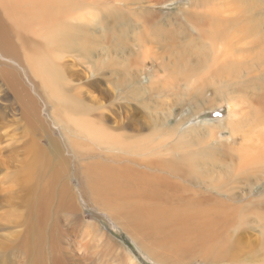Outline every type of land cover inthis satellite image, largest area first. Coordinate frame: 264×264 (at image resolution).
I'll return each mask as SVG.
<instances>
[{
    "label": "rangeland",
    "instance_id": "1",
    "mask_svg": "<svg viewBox=\"0 0 264 264\" xmlns=\"http://www.w3.org/2000/svg\"><path fill=\"white\" fill-rule=\"evenodd\" d=\"M237 18H248L247 42H257L258 50H237L244 47L237 42L242 25L231 23ZM0 23L10 35L9 48L0 44V264H174L151 256L127 230L126 219L85 195L87 171L114 162L124 172H143L147 168L130 161L167 164L204 151L202 158L225 160L239 175L253 170L247 143L260 147L264 163V116L257 113L264 114V86L248 90L254 97L250 100L239 94L231 108L229 97L213 100L211 83L239 81L234 73L212 80L203 95L206 100H200L194 93L202 81L199 69L192 71L184 63L174 73L165 72L161 63L173 66L172 58L157 61L166 47L162 35L179 31L181 40L192 45L188 50L205 48L222 71L234 66L238 76L241 72L248 80L260 81L264 0H0ZM59 23L90 34L93 52L56 50L52 58L47 35ZM108 29L117 41L107 37ZM46 60L60 72L55 94L39 74L45 73ZM261 94L263 99H257ZM71 102L78 107H69ZM79 125L114 140V145H98L75 129ZM191 129L197 130V139L188 133ZM221 170V165L215 167V172ZM243 184L231 203L234 209L245 206L242 197L252 194L255 181ZM262 196L264 180L249 198ZM176 200L168 206L187 205L186 200ZM201 205L216 209L211 201ZM244 218L221 222L229 237L243 224L239 236L244 247L234 259L216 260L208 249L211 244L201 243L193 248L192 264H264L258 244L261 229L253 224L256 217ZM30 241L38 247L31 252L39 255L25 250Z\"/></svg>",
    "mask_w": 264,
    "mask_h": 264
},
{
    "label": "bare ground",
    "instance_id": "2",
    "mask_svg": "<svg viewBox=\"0 0 264 264\" xmlns=\"http://www.w3.org/2000/svg\"><path fill=\"white\" fill-rule=\"evenodd\" d=\"M40 18H42V16ZM224 19L221 21L225 22L226 19ZM28 20H33L32 16L29 17ZM217 21L218 20H216V22ZM231 23H239L242 25L240 29L242 37H240V39L237 38V42L238 44H244V47L242 46V48L237 50L244 53H246V51L258 50L259 46L257 42L254 40L247 42V29L249 28L248 18L244 20L237 18ZM31 25H33V22ZM7 33L9 34L6 27L0 23V44L4 47L8 45L9 48L10 35ZM107 33L108 38H115L116 41L119 39L113 30L108 29ZM178 35H181V32H169V34L165 33L162 35L161 41H165L166 47L164 54L159 56L157 61L172 58L173 66L163 65L164 62L161 63L163 67L160 65V68L165 70V72L174 73V71L177 70L176 68L184 63H189L192 67V71L194 68L199 69L198 71L201 74L202 81H200L201 83L198 90L194 92L197 99L206 100L203 95L208 92L207 86L212 80H217V78H221L225 74L231 75L234 73V76L236 75L239 81L230 80L227 83L221 84L211 83V85L215 84V88L213 89L215 98H213V100L217 101V98L229 97L232 104L231 108L236 105L235 102L238 101H236V99L239 94L240 96L238 98L250 100L252 95L248 93V90H260L264 86V78L260 81L248 80L243 77L241 72L238 76L237 69L234 66H228L225 71H222L218 67L219 64L215 65L213 56L210 57V55L206 53L205 48L192 52L188 50L192 45H188L186 41H184V39L181 40ZM47 36V46L50 48L52 58L56 56V50L57 52H61V54L72 51L80 52L81 54L86 53L88 55L95 49V44H93V46L91 45L90 41L92 37L90 34L85 32V30L63 23L57 24L56 29L51 33L49 32ZM171 36L174 37L172 38ZM168 37L172 40V43L166 42ZM249 45L258 47H251ZM234 50L236 51V49ZM214 55L216 58L215 53ZM148 57L147 59H149ZM211 64L213 65L209 66ZM214 68H216L215 72ZM44 69L46 70L45 73L39 72V74L45 79V83L55 94L58 89L60 78L59 69L54 65L53 61L49 60H46ZM181 81L185 83L189 82L188 79L185 78L181 79ZM251 82L252 84H250ZM132 94L136 95L137 91L133 90ZM253 98L254 97H252V99ZM256 98L261 100L263 99V95H257ZM213 100L210 103H212ZM68 106L78 107L74 105V103L72 104V102L68 104ZM196 106L198 108L201 107L199 102H196ZM257 113L258 115L261 114L264 116L260 111ZM248 116H250V114L247 113L245 118ZM169 118L170 116L164 120L165 127L168 126L167 123ZM75 129L80 134L88 135L93 138L98 145L110 147L115 143L114 140L99 137V133L89 132L83 125H79L78 127L75 126ZM70 133L72 134L73 132ZM188 133L194 138H198L197 130L191 129ZM262 143L264 145V142ZM245 147H247L246 153H251V166L253 170L240 173L239 175L236 173L233 174L232 166L226 163L225 160L202 158L200 154L204 151H199L192 156H183L182 159L168 161L169 163L167 164H157L155 159L148 162L146 161L144 164H138L137 160L130 161L133 162V165L137 164V166H143L148 169L143 172L138 168H134L136 169L134 170L128 167L126 168H128L129 171L124 172L112 162L111 165L99 167V171H87L82 187L86 189L85 195L90 197L92 201L96 203L103 202V206L109 207L110 212L118 217L126 219L127 230L140 240L145 248L144 250L148 251L151 256L159 259L160 262L171 263L173 261L174 264H192L194 259V257H192L193 248L196 245H203L201 243L211 244L208 249L209 251L215 252L214 259L216 260L234 259L235 253L238 250H242L244 247V242L239 236V231L243 227V224H237V229L234 230V234L229 237V231L226 230L225 227H221V222L228 223L229 220H226L228 217H240L241 219H245L244 217L248 214H254L256 217L253 224H256L257 227L261 229L258 244L260 247L259 250L264 252V196L260 199L249 198L253 194L255 186L260 185L264 180V175H262L264 174V163L260 162L261 157H259L258 154L260 147L257 144L249 145L247 143ZM116 163L119 164L118 162ZM217 165L222 166L220 172H215V167ZM116 169L120 170L122 173L111 172ZM206 181L207 183H205ZM254 181L255 184L251 187L252 194L246 193L245 196L242 197L245 206L241 209H234V205L231 203L235 201L236 191L243 188V183H245V185H250ZM189 184L195 186L196 189L198 188L197 191L193 190ZM202 189L204 191H202ZM182 191L185 193H182ZM196 192L205 195L208 193V195L203 197L192 195ZM60 193V198L63 201L65 198V191L61 189ZM185 194L189 195L188 198H184ZM178 197L180 200H186L185 202L187 205L181 208L168 206V204L177 201L176 199H178ZM45 198L46 196H43V198L41 197V201L45 202ZM208 201L214 202L213 206L219 211L201 205ZM214 220H217V225L214 223ZM27 246L25 250L30 256L39 255L41 253L31 252L32 249L38 250V247L31 245V241Z\"/></svg>",
    "mask_w": 264,
    "mask_h": 264
}]
</instances>
